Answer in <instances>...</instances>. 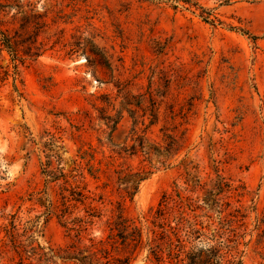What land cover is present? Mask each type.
Listing matches in <instances>:
<instances>
[{"label":"rangeland","instance_id":"374dc122","mask_svg":"<svg viewBox=\"0 0 264 264\" xmlns=\"http://www.w3.org/2000/svg\"><path fill=\"white\" fill-rule=\"evenodd\" d=\"M225 1L0 0V33L12 46L0 34V264H72L58 258L75 240L64 225L83 213L48 216L61 188L45 184L42 165L58 147L64 172L84 167L79 148L92 146L101 159L107 149L99 140L112 126L103 118L121 112L113 136L128 131V111L143 114L139 96L142 109L150 98L160 104L161 121L173 106L190 122L178 155L166 166L153 158L139 177L126 216L144 225L174 182L191 188L192 177L213 178L217 167L245 187L244 205L255 206L246 220L252 236L238 247L241 264H264L254 231L264 217V0ZM123 98L132 104L121 107ZM110 178L94 183L86 175L85 183L90 191L111 183L104 195L115 201ZM88 234L98 239L101 229ZM146 256L142 248L130 264H151Z\"/></svg>","mask_w":264,"mask_h":264},{"label":"trees","instance_id":"16d2710c","mask_svg":"<svg viewBox=\"0 0 264 264\" xmlns=\"http://www.w3.org/2000/svg\"><path fill=\"white\" fill-rule=\"evenodd\" d=\"M0 34L2 44L10 50L9 39ZM10 52L16 60L17 51L12 49ZM148 101L149 108L142 109L143 99L141 96L136 98L134 105L143 114L137 116L135 111H128L130 126L126 132L120 131L113 136L122 119L121 112L115 119L103 118L106 126L110 123L112 126L107 127L109 133L105 142L99 140V147L107 149V152H100L101 159H96L92 146L87 150L79 148L78 158L80 163L84 162V167L74 163L71 170L64 172L58 147L42 165L45 184L59 183L61 188L60 205L51 206L48 216L62 219L77 210L83 213L81 217H74L69 227L64 225L75 240L59 250L58 258L72 264H130L134 254L146 248V257L151 264H223L224 259L225 264H241L238 247L246 244L247 236H252L247 233L246 220L249 209L255 210V206L244 205L245 187L234 185L219 173L217 167L213 178L207 177L203 181L198 176L192 177L191 188L188 180L184 181V186L174 182L143 217L144 225H138L126 216L125 201H131L136 194L144 179L139 177L149 173L146 167H153V158L166 166L187 141L189 113L176 112L170 106L161 121L160 104L152 98ZM130 104L123 98L120 105L127 108ZM134 159L138 160V168L125 166L126 161ZM86 175L94 183L100 182L102 177L108 181L111 176L115 177L119 199H106L104 190L109 188V182H102L90 191L85 183ZM186 175L190 177V174ZM121 190L125 194L120 195ZM96 225L101 229L98 239L88 234V230ZM263 226L264 217L254 231L258 232L257 243L264 249ZM83 240H87L88 245L81 247ZM15 253L23 263L21 254Z\"/></svg>","mask_w":264,"mask_h":264}]
</instances>
